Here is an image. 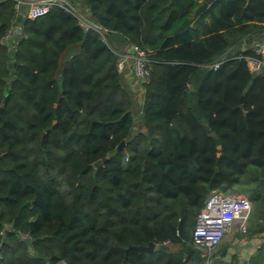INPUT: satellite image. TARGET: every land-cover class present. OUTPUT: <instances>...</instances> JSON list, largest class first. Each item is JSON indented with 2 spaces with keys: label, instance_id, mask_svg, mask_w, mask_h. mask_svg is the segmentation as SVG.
<instances>
[{
  "label": "trees",
  "instance_id": "1",
  "mask_svg": "<svg viewBox=\"0 0 264 264\" xmlns=\"http://www.w3.org/2000/svg\"><path fill=\"white\" fill-rule=\"evenodd\" d=\"M206 1L75 0L110 45L53 7L19 19L8 46L15 5L0 0V264H206L191 232L232 185L252 202L247 233L264 235V75L223 59L264 32V0L193 16ZM123 41L150 58L137 110L116 69Z\"/></svg>",
  "mask_w": 264,
  "mask_h": 264
},
{
  "label": "built area",
  "instance_id": "2",
  "mask_svg": "<svg viewBox=\"0 0 264 264\" xmlns=\"http://www.w3.org/2000/svg\"><path fill=\"white\" fill-rule=\"evenodd\" d=\"M15 5V14L12 25L6 31L2 44H7V39L12 33H16L19 19H37L46 15L53 7H60L71 13L84 30L93 29L96 33H103V28L93 22L84 9L79 10L72 0H12ZM74 3V4H73ZM81 14V15H79ZM86 17V18H84ZM103 40V39H102ZM104 41V40H103ZM255 55L243 56L250 72L264 75V45L257 44L254 47ZM131 62L133 75L136 82L143 88L149 82L151 74L150 58L144 50L133 47V52L124 54L118 58L116 69L123 72L126 65ZM218 66V63L213 65ZM126 155V160H127ZM252 212L250 199L238 192L212 191L204 201V206L196 218L195 226L191 232V242L200 251L202 257L208 256L222 241L224 236L232 229L247 232V224Z\"/></svg>",
  "mask_w": 264,
  "mask_h": 264
},
{
  "label": "rangeland",
  "instance_id": "3",
  "mask_svg": "<svg viewBox=\"0 0 264 264\" xmlns=\"http://www.w3.org/2000/svg\"><path fill=\"white\" fill-rule=\"evenodd\" d=\"M7 1L8 2H12V0H7ZM72 1L75 4L77 3V2H75V0H72ZM78 9L81 10V9H84V8L82 6L78 5ZM86 10H84V11L86 12ZM79 15H81V14H79ZM84 18H86V17H84ZM98 35L105 42L107 41V43L109 45H110V42H113V39H112L111 36H108V35L100 33V32H99ZM17 38H18L17 37V33H12L11 36L7 39L6 42H7V44L11 45V44L15 43ZM113 49L116 52L117 61H118V58L121 57L122 55L129 54L130 51H127V50H131L130 48H127V49L123 48V51H118L115 47H113ZM130 53H132V52H130ZM12 62L14 63V61H10V63H12ZM126 67L132 68L131 67V62H129L126 65ZM10 68H12V67H10ZM12 73H13V71H12ZM119 73L121 74L122 71L119 72ZM130 79H131V77H130ZM121 83H122V87L126 90V93L131 98V101L135 102V103H138V105L141 104V101L143 100V95H144L142 86L138 82L134 83V80L132 79V80H129V82H128L129 85H130V87H129V85L126 83V81L124 80L123 77L121 79ZM137 130H138V126L134 130V132L132 133L133 136H136V134L138 133ZM140 131H144V129L141 128ZM125 160H126V158H125ZM224 188H227V187H224ZM230 191H235V192H238V193H241V194L245 195L242 191H240L237 188V185H232L231 188L224 189L222 192L228 193ZM4 233H5V230H2L1 234H4ZM252 237H255V236H252ZM249 238H250V235L247 232L243 233V232L239 231L237 228H234V229H232L229 233H227L224 236V238L219 243V245H217L213 250L210 251L208 256H205V257L201 256V257L204 258L206 264H222V263L224 264V262L228 259L226 254H230L231 255V253H233V252H235L237 250H238V253H240V251L246 252V251L250 250V247L246 246V244L249 241ZM252 247H254V246H252ZM171 248L173 249V248H175V246L172 245ZM223 251H225V255H220L221 252H223ZM1 257L2 258L4 257V255L2 253H0V258ZM236 257H237V255H236ZM58 264H66V263L64 261H60Z\"/></svg>",
  "mask_w": 264,
  "mask_h": 264
},
{
  "label": "crops",
  "instance_id": "4",
  "mask_svg": "<svg viewBox=\"0 0 264 264\" xmlns=\"http://www.w3.org/2000/svg\"><path fill=\"white\" fill-rule=\"evenodd\" d=\"M17 35H19V34L17 33ZM233 43H232L231 47L227 51H233L234 52V51L240 50L241 51L240 54L243 55L245 51L254 49V47L257 44L264 45V32L261 31L258 34L251 35L249 38L239 39V40L235 41L234 44ZM13 45H15V43L11 44L10 46H13ZM123 48H126V49L130 48L131 49V46L126 44V43H124V41L117 43L116 49L118 51H123ZM127 51H130V50H127ZM121 75H122V77L124 78V80L126 81V83L128 85H129V83H128L129 80H132V79L134 80V83H136L135 77L133 75L132 68L125 67V69L121 73ZM130 77H131V79H130ZM129 87H130V85H129ZM132 103H133L132 107L135 110H137L138 107L141 105V104L138 105V103H135V102H132ZM141 103H142V101H141ZM251 237L252 236H250L249 241L246 244L247 247H250V250L246 251V252H243V251L239 250L240 253H238V250H237V251L231 253V255L230 254H226L227 258H228L227 259L228 261L226 260L224 262V264H234L233 261H232V256H234V255L235 256L237 255V258L239 260V262H238L239 264H253L251 262V260L253 258H256L262 251L264 252V235H259V236H255V237H252V238ZM252 246H254V247H252ZM220 255H222V254H220ZM263 264H264V262H263Z\"/></svg>",
  "mask_w": 264,
  "mask_h": 264
},
{
  "label": "water",
  "instance_id": "5",
  "mask_svg": "<svg viewBox=\"0 0 264 264\" xmlns=\"http://www.w3.org/2000/svg\"><path fill=\"white\" fill-rule=\"evenodd\" d=\"M213 1H214V0H208V1H206V2L201 3V4L195 9V11L192 13V15L195 16L196 14L205 11V10L208 8V6L211 4V2H213ZM76 4H77V6H78V5L80 6V3H79V2L76 3ZM87 13H88V11H87ZM20 21H21V22H24L25 19L21 17V18H20ZM21 31H22L21 27H18L16 33L20 34ZM234 43H235V42H234ZM234 43H233V44H234ZM130 52H133V48H131ZM240 52H241L240 50H237V51H234V52H233V51H227V52L225 53V55L223 56V59L225 60V59H228V58H232V57H234V56H239V55H240ZM12 61H14V65H15V59H12ZM9 65H11V63H10ZM240 101H241V103H242V101H243V96H241ZM0 109H1V107H0ZM141 118H142V112L139 111V113L137 114L136 118L134 119V122H133V129H136V128H137V125H138V123L140 122ZM211 136H213V137L215 138V137H216V133H215V132H212V133H211ZM124 145H125V140H122V141L117 145L116 149H115L112 153H110L109 155L106 156V159H110V158L116 156L117 152H118L119 150H121V149L123 148ZM220 148H221V145H217V149H220ZM217 155L219 156L220 153L218 152ZM102 161H103L102 159H98L93 165H94L95 167H97V166H99V165L102 163ZM153 247H154V245H153V244H150L148 247H139V249H140L141 251H150ZM221 254L224 255V254H225V251L221 252Z\"/></svg>",
  "mask_w": 264,
  "mask_h": 264
}]
</instances>
